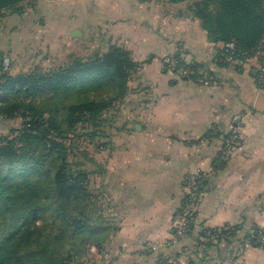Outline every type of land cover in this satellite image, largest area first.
Here are the masks:
<instances>
[{"label": "crops", "instance_id": "crops-1", "mask_svg": "<svg viewBox=\"0 0 264 264\" xmlns=\"http://www.w3.org/2000/svg\"><path fill=\"white\" fill-rule=\"evenodd\" d=\"M192 3L36 0L22 13L34 16L28 15L21 29L9 30L6 56L17 51L12 35L20 33L18 48L37 51L36 57H88L117 45L137 63L128 94L115 114H107L97 153L96 178L116 226L117 244L113 239L104 247L115 252L104 259L108 264L171 260L184 245L194 248L196 261L179 257L178 264H264V245H253L249 236L264 227V90L256 83L258 61L219 64L223 43L209 36ZM166 56L198 64L196 75L207 83L168 71ZM239 110L248 113L241 140L232 156L222 159L224 137ZM198 172L203 191L197 222L187 239L173 244L174 216L189 177ZM235 225L240 230L234 238L200 244L205 228Z\"/></svg>", "mask_w": 264, "mask_h": 264}, {"label": "trees", "instance_id": "trees-1", "mask_svg": "<svg viewBox=\"0 0 264 264\" xmlns=\"http://www.w3.org/2000/svg\"><path fill=\"white\" fill-rule=\"evenodd\" d=\"M35 1L0 0V34L8 12L22 14ZM190 9L214 41L233 42L241 54L254 55L264 40V0H193ZM224 51L221 47L218 55ZM5 56L0 47V119L20 111L25 115L20 130L0 136V264H81L88 243L103 250L113 239L112 245L117 244L116 226L107 216L105 193L96 178L100 167L95 155L105 132L103 113L128 94L137 63L128 50L113 45L54 70L11 75L1 68ZM78 123L93 128L86 136L94 145L84 147L88 161L74 163L58 137H66ZM239 230L235 225L217 233L227 239ZM205 231L200 244L209 247L216 241H204ZM249 236L253 245H264L253 232Z\"/></svg>", "mask_w": 264, "mask_h": 264}, {"label": "rangeland", "instance_id": "rangeland-1", "mask_svg": "<svg viewBox=\"0 0 264 264\" xmlns=\"http://www.w3.org/2000/svg\"><path fill=\"white\" fill-rule=\"evenodd\" d=\"M7 14H10L8 12ZM14 16H11L10 18L5 17L3 20V31L1 32V43L0 47L2 50H5L7 48V41L9 38V34L12 31H9L12 27L16 30H19L22 28V24H24V21H27L28 15L34 16V14H28L25 15V17H22V14H16L11 13ZM32 18V17H31ZM25 31H23V35H25ZM18 34L12 35V44L14 47V50L16 48V52L11 56L10 54L5 56V58L1 61L2 64V70L8 71L11 75H17L18 73L25 72L28 70L40 68L43 69V71H49L54 70L59 66H64L66 64H69L75 56H62L60 54L59 57H36L37 51L31 52H22V48H18V46L21 45L20 41H22V36ZM102 52L105 51L104 49L101 50ZM7 52V51H6ZM22 52V53H21ZM94 51L87 53V55H91ZM8 53V52H7ZM32 54L34 57H32ZM84 55V54H82ZM85 55V56H87ZM6 60H9V65L4 66V62ZM34 98V97H33ZM40 99L36 97V100ZM32 100V97H29L28 101ZM1 104V103H0ZM117 112L116 107H112L111 109L107 110L105 113H103L104 123L101 125L102 128L106 126V117L107 114L113 115ZM24 115L25 113L23 111L17 112L16 116L12 118H1L0 119V136L1 135H11L12 131L15 129L20 130L24 125ZM92 131L93 128H88L86 125H83L82 123H78L75 130L67 134L64 138H59V141H64L68 148H69V159L70 161L74 163H80L84 162L86 159V155H84V147L89 145L93 149L94 143L90 140L89 137H87V132ZM97 138H95L94 141H96ZM97 143V142H96ZM97 145V144H96ZM92 152H94L92 150ZM98 154L96 153L95 158L97 159ZM87 160V159H86ZM88 161V160H87ZM77 166V165H75ZM173 236V233H172ZM112 239V238H111ZM204 241H206L204 239ZM180 243V242H179ZM178 244V243H177ZM189 246V245H188ZM185 251L181 250V253L177 256V258L174 259H168L166 257H161L155 259V262L153 264H178V260L180 259H190L191 263H195V250L191 246H189L188 252L185 254ZM115 252L111 250H103L100 246L95 245L94 243L90 242L87 244V250L85 256L80 260L81 264H108V262L104 261L107 257H112ZM190 263V264H191ZM180 264V263H179Z\"/></svg>", "mask_w": 264, "mask_h": 264}, {"label": "built area", "instance_id": "built-area-1", "mask_svg": "<svg viewBox=\"0 0 264 264\" xmlns=\"http://www.w3.org/2000/svg\"><path fill=\"white\" fill-rule=\"evenodd\" d=\"M225 49L216 57L217 62L231 64L234 66H243L252 59H256V83L258 87L264 90V40L258 46L254 55L241 54L236 50L233 42L225 43L222 45ZM165 68L176 74L179 77H183L194 81L197 84L207 83V80L203 76H197V69L183 64L179 58L173 56H166L163 60ZM9 65V60L4 62V66ZM247 112L239 110L233 116V123L231 130L224 137L222 145V159H228L239 145L241 140L242 131L245 125ZM201 173H193L187 183V193L185 201L181 209L175 214L172 224L173 236L171 237V243H179L181 240L187 239L191 233L193 225L197 222V208L203 191ZM204 239L206 241H217L222 235L217 233L218 228H205ZM253 237L259 243H264V227L257 232L253 231ZM188 252V248L185 249V254Z\"/></svg>", "mask_w": 264, "mask_h": 264}, {"label": "water", "instance_id": "water-1", "mask_svg": "<svg viewBox=\"0 0 264 264\" xmlns=\"http://www.w3.org/2000/svg\"><path fill=\"white\" fill-rule=\"evenodd\" d=\"M74 34H75V35L80 34V31H76Z\"/></svg>", "mask_w": 264, "mask_h": 264}]
</instances>
